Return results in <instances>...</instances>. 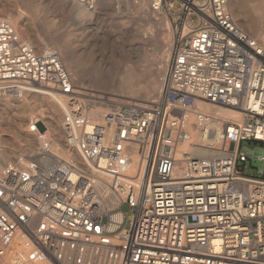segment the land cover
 Masks as SVG:
<instances>
[{
	"label": "built area",
	"instance_id": "1",
	"mask_svg": "<svg viewBox=\"0 0 264 264\" xmlns=\"http://www.w3.org/2000/svg\"><path fill=\"white\" fill-rule=\"evenodd\" d=\"M166 9L172 39L160 89L139 101L78 86L56 50H36L0 16V92L64 95L60 146L81 160L43 166V132L31 158L0 166V259L12 251V264H264V46L228 0H168ZM203 104L242 116L223 122L210 156L180 148L191 125L202 139L212 133L217 118ZM246 141L263 150L254 173L245 172L255 156L241 149Z\"/></svg>",
	"mask_w": 264,
	"mask_h": 264
},
{
	"label": "rangeland",
	"instance_id": "2",
	"mask_svg": "<svg viewBox=\"0 0 264 264\" xmlns=\"http://www.w3.org/2000/svg\"><path fill=\"white\" fill-rule=\"evenodd\" d=\"M143 1L145 7H149L147 9L155 11L150 21L143 18L142 11H146L144 6L140 8ZM167 3L168 0H160L154 10L155 0H93V7L87 8L92 14L83 21L89 25L85 26L79 25L82 21L76 17L72 0L64 3L54 0H0V16L8 22V17H11L14 22L10 23L35 49L52 48L58 52L67 70V66H76L80 75L69 72L78 86L103 98L139 101L150 98L125 94L120 87L121 78L124 70L136 66L139 79L143 81L147 79L151 67L160 66L157 61L160 55L155 45L144 44L143 35L164 41L167 37L172 39V19L166 9ZM260 13L264 23V0ZM249 35L255 38L253 34ZM77 55H87L85 63L76 64ZM161 76L162 73L158 79ZM32 96V93L20 98L0 95V151L7 154V157L0 158V166L2 162L17 157L25 160L32 157L38 143L35 131H28V126L35 122L32 120L37 119L35 126L39 132L46 131V124L39 115H46L48 101ZM12 119L20 120L21 126L13 125ZM47 134L51 135L50 132ZM259 144L255 141L241 144L242 150L255 154L247 163L245 172L254 173L262 165L257 155L263 150L255 149L253 152ZM9 258L0 259V263L10 264L7 262Z\"/></svg>",
	"mask_w": 264,
	"mask_h": 264
},
{
	"label": "bare ground",
	"instance_id": "3",
	"mask_svg": "<svg viewBox=\"0 0 264 264\" xmlns=\"http://www.w3.org/2000/svg\"><path fill=\"white\" fill-rule=\"evenodd\" d=\"M54 1L58 3H64L67 0H54ZM144 2L145 1H143V3H141L140 5V8L143 6L144 8H146V11L145 9L144 11H142L144 13L143 18L144 19L146 18L147 20L150 21L152 20V16H153L152 14L153 13L155 14V11L151 9H147L149 7H145ZM88 3H91V5H89ZM88 3H82L78 0H72V8L76 14V17L80 22L82 21L81 23H79V25H84V26L89 25L88 22H83L86 19V17L92 14V12H90L88 9L93 7V0H89ZM262 3H263V0H228V6H229L228 9L231 15L233 16V18L235 19L236 23L239 25V27H241L244 31L246 30L250 32L251 34H253L255 38L258 39V41L260 42L259 44L261 46H264V23L261 20V13H260ZM156 8L157 7L154 6L153 9L155 10ZM8 20L10 22H14L11 19V17H8ZM170 42H171V38L169 37H167V39L164 41L157 37H153L150 35H147V36L143 35L144 44L153 43L155 45V50L160 55V58L157 60L160 63V66L156 68L151 67L147 79H144L143 81H140L139 79L138 68L136 66L134 68L132 67L130 70H124L122 78H121L120 87L124 89L125 94L130 95V96H135L137 98H140V97L151 98L152 96L155 97L158 94L159 89H160L158 87H160V84H161V78L158 79V76L161 73H163L162 70H164L165 68V63L168 59V55L170 51ZM86 58H87V55L86 56L77 55L75 63L76 64L85 63ZM136 61L137 60H135L134 63ZM67 68L68 70L67 69L66 70L68 72L71 71L72 74L74 75L76 74L80 75V73H78L77 71L76 66L74 67L67 66ZM26 93H32L33 95L32 97L34 99L41 98V99H46L48 101L47 107L49 110L47 111L46 115H43V114L39 115L46 124V127H45L46 131H44L42 135L49 139L50 151H51V156H46L42 158L43 166L52 167L53 165L56 164V160H59V159H64L66 161H68L69 159H73L78 162H81L80 156L76 150L67 151L63 147L60 146L62 143V138H63V133L61 130L62 114L64 110L66 109L67 98L64 95L50 91L43 86L42 87L39 86L35 90H28L27 92H24L21 96L13 95L12 97L20 98V97H23V95ZM0 95L5 96V97L7 96V94H3L1 92H0ZM201 109H203L204 111L210 114H213L217 118L210 124L212 133L209 134L207 138L202 139L199 126L191 125L189 127L190 140L185 142L180 148L181 150H187L196 156H210V155H214L219 152V150L215 148L219 145L217 143V138L219 137L220 130L224 127L223 122L227 120L240 121L242 119V116L239 112H236L229 108L216 107V106H212L209 104L201 105ZM100 111H102V109L97 108L95 111H93V115L98 116ZM33 121H37V119L32 120V122ZM192 121H193V118L191 117V122ZM7 124L10 125V123H7ZM13 125L21 126V121L13 120ZM28 131L31 132V124L28 126ZM47 132H50L51 135H48ZM34 133L37 134V139H38L40 137L41 132L37 130V132H34ZM36 146L37 147H34L35 153H37V151L39 150L38 143L36 144ZM3 157H7V154H5V152L3 151H0V158H3ZM14 160L22 161L24 159L21 157H17ZM3 163L4 162H2L1 164ZM115 203H116L115 199H113L112 197H107V199H105V201L103 202V205L107 207H111V206H114ZM113 218L115 219L121 218V213L118 212L114 214ZM14 248H19V243L17 241L14 242ZM6 257L7 258L10 257L9 261L7 262H10V264H12V251L8 253L7 255H5L3 258H6ZM0 264H6V263L4 262Z\"/></svg>",
	"mask_w": 264,
	"mask_h": 264
}]
</instances>
